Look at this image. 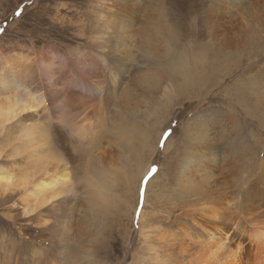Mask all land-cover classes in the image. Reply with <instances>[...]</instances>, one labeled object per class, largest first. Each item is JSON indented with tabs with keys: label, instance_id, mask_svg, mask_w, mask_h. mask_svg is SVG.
Wrapping results in <instances>:
<instances>
[{
	"label": "rangeland",
	"instance_id": "obj_1",
	"mask_svg": "<svg viewBox=\"0 0 264 264\" xmlns=\"http://www.w3.org/2000/svg\"><path fill=\"white\" fill-rule=\"evenodd\" d=\"M107 1L0 0V107L13 98L10 90L28 96L24 86L15 90L11 83L5 89L7 77L27 86L22 72L36 78L30 90L33 96L43 94L47 104L36 103L34 110L10 122L0 115V169L15 181L0 186L4 264H22L31 256L27 250L44 252L42 261L30 264H183L175 255L178 243L173 246L169 235H161L166 228L191 226V218L199 214L196 205L205 204L202 191L184 188L180 180L193 176L194 169L185 164L194 147L185 130L204 113L237 119L240 144L247 146L233 154L220 181L218 174L210 178L207 191L235 199L242 218L249 202L259 205L263 186L257 183L262 179L252 166L264 157V25L246 22L244 47L222 50L212 35L214 21L205 19L209 8L219 5L217 0H138L129 9L134 28L142 33L124 38L109 24L111 29H104L100 14ZM248 4L264 7V0ZM119 7L124 12L122 3ZM174 26L177 33L170 40ZM143 30L153 36L145 37ZM185 48L187 55L182 54ZM92 55L106 56L110 66L128 64L126 59L132 58L130 76H123L127 83L136 67L159 69L163 79L158 88H143L144 96L136 94L120 106L116 94L122 87L114 91L107 71L92 65L77 76L79 58L85 61ZM185 55L191 68L179 70L173 61ZM9 64L18 69L14 75ZM93 79L104 83L103 94H94ZM103 108L105 125L97 118ZM28 127L35 130L33 139L26 140ZM63 169L69 172L67 192L48 206L37 205L34 186L58 178ZM99 169L118 175L105 190L106 201L93 194ZM57 188L66 186L60 182ZM226 230L232 243L244 239L250 250L241 264L262 263L253 238H242L238 229Z\"/></svg>",
	"mask_w": 264,
	"mask_h": 264
},
{
	"label": "bare ground",
	"instance_id": "obj_2",
	"mask_svg": "<svg viewBox=\"0 0 264 264\" xmlns=\"http://www.w3.org/2000/svg\"><path fill=\"white\" fill-rule=\"evenodd\" d=\"M137 1L138 0H121L122 6L124 7V12H120L121 8L119 6H121V3H117V0H108L107 3H105L103 8L101 9L100 14L102 19L106 22H103V24L105 25L104 29L107 30L109 27H111L113 29V32L117 36H123L124 38H131L141 35L142 31L137 32V28H134L135 17L133 14V8L129 9V7H133L134 3ZM250 1L251 0H217L219 5L215 8H209L205 19L209 22L214 21V26H212V35L214 36L215 41L217 40V44L219 45L220 49L234 50L239 47H244L243 44L246 41V33L248 29V25L246 24V22L264 25V7L260 6L259 4V7L255 4L249 5L248 2ZM262 2L263 0H261V4ZM113 17H116V19H114ZM226 23L228 24V26H225ZM108 24L109 27L107 26ZM149 27L147 26V28ZM154 27L156 28V26ZM176 29L177 28L175 26L174 28L172 27L170 40H173V36L175 35V33H177ZM143 34L146 35L145 37L153 36L151 30H143ZM174 40H178V37L175 36ZM190 43L194 46L196 45V41L194 40L190 41ZM206 45L207 44H203V47ZM183 52L182 54L186 55L188 53L186 48ZM186 55L181 59L178 58L179 60H175V58V61H173V65H177L179 70L183 67V70H186V68L188 67L191 68V63L189 61V58L186 59ZM79 59L80 60L78 63L77 76H80V72H84L86 67L95 65L98 67V69L101 68L102 71H107L109 84L111 87L114 88V91H116L119 87H122L121 90H119V92L116 94L120 106H123L126 102L132 100L133 97L135 98L136 94L144 96L145 94L142 93L143 88H158L163 79L162 71H160L159 69L154 70L150 67L147 70H141L140 68L136 67L132 71V74H135L133 78L134 80L132 79L131 81L133 82V84H130L131 82L127 83V81L123 79V76H130L129 73L131 72L132 67L134 66L132 65L134 61L132 60V58L129 57L126 59L128 64H124L122 62L114 66H110L108 64L109 61L104 55H99L95 58L94 55H92L91 57H88L85 61H83L81 58ZM9 66V71H11V73L13 71L18 70L10 64ZM27 68L32 69L33 67L27 66ZM138 69H140V71ZM137 70L139 72L135 73L134 71ZM18 72L20 73V71ZM12 74L14 75V72ZM2 76L4 75H0V77ZM21 76L23 78L28 77L27 86L25 83L17 80L16 82H13L11 81L10 77H7V80L5 79V89L8 88V86H10L12 83L14 85L13 88H15V90L19 86H24L25 89L29 90V94L27 97H24L20 96L17 91L10 90L13 93V98L6 101L4 107H0V115L4 116L3 122L13 121L21 114H24L25 112H28L30 110H34L36 103L37 105L47 107L45 96L43 94L39 96H33L35 92L32 93V91L30 90L31 86L34 84L32 80H35L36 78L31 77V73L25 72H22ZM94 80L95 79L90 82L94 88V94H103L104 90L107 89L103 85L104 83L102 84L101 82ZM3 81L4 77L0 79V82ZM124 84L125 86H123ZM72 86L73 85H69L68 88L71 89ZM138 89H140V91ZM67 91L68 90H65V92ZM216 114L217 113L210 112L204 113L203 115L196 117L193 122L188 124V128H186L185 130L188 137L194 139V147L191 148L193 152L186 155L185 164L188 165V163H190L191 166L194 167V169H191V174L193 176H181L180 180L184 188L202 191V199L205 200V202H203L205 204L199 202L196 205L195 210L199 211V214L191 218V226H183L180 227L181 229L177 228L174 230H171L170 228L169 230L168 228H166L161 236L165 238L169 235L171 237L170 242H172L173 246L178 243L177 254H174L178 255L181 258L183 264H241L242 260L246 258V256L250 255V250H248V248L244 244V239H240L238 242L232 243L231 240H229V237L231 236V234L229 233L230 230H226V227H229L233 230L238 229L240 235H243L242 238L248 236L251 239L253 238L259 244L257 248L261 250V264H264V210L262 211V209L264 208V157L257 158V160L254 161L252 166L253 170L257 173L256 176L262 179V183H257L263 186L262 190L258 193H261L262 195V197L258 196L259 201L257 203H259V208L257 206L251 205L249 202V205L245 206V208H242L241 210V212L244 213V218H242L237 210V205H235V199H230L229 195L226 196L227 194L224 195L221 192L218 193L214 191H207V188L209 187L210 178L214 174H218V181H220V175L222 176L224 173H226V170L229 169V167L231 166V159L233 154L235 152L238 153L239 150H244L247 147L246 145H244V141L243 145L240 144L242 137L238 136L239 127L238 123H236L235 121L237 119L233 120L232 118H230V114L222 113L220 116H217ZM97 118L99 119V123H101V125H105L104 108L101 109V112L97 115ZM34 130V128L30 127L25 128L23 134L26 140L34 136ZM63 171L64 172H62V174L59 175L58 178H53L50 182L47 181L48 183L42 181L36 187L34 186V200H37L39 198L37 201V205L41 207L46 205L48 206L55 199H59L64 192H67L66 189L70 185H68L67 182L69 178V172L68 169H63ZM108 175H111V173H104L101 169L98 170V180H96V183L94 182L92 184V186L94 187V193L91 192V196L93 193L94 197H96L97 199L102 200V197L103 199H105L107 195L106 191H109L106 190V188L107 186H111V182H113L112 176L114 175L113 178H115V176H118L115 172L111 175V178ZM13 178L14 177L12 174H10V172H6L3 169H0V186H13L15 184ZM27 181V178H25L22 183L26 185ZM60 182L63 183L64 186H66L65 189H62L63 191H61L60 188H57V185L60 184ZM200 183L202 184L199 186ZM227 183L229 182L227 181ZM223 189H226L225 186H223ZM42 191H44L45 194L49 192L51 196L49 195V197L47 195L41 194V197H39ZM227 198L229 200H227ZM261 201L263 203H260ZM92 202L93 201L91 200V203ZM165 248L167 250L172 249L170 244H167ZM26 254L27 256H31L22 259V264H30L35 261H42L40 257L44 254V252L27 250ZM5 257L6 255L3 256L4 261ZM35 257H37V260ZM16 263L18 264L19 261H14V264ZM0 264H4L2 258L0 259Z\"/></svg>",
	"mask_w": 264,
	"mask_h": 264
}]
</instances>
